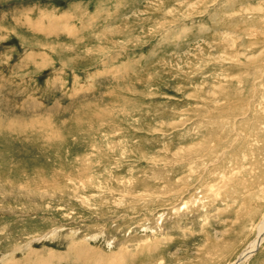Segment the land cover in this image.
<instances>
[{
	"label": "rangeland",
	"instance_id": "1",
	"mask_svg": "<svg viewBox=\"0 0 264 264\" xmlns=\"http://www.w3.org/2000/svg\"><path fill=\"white\" fill-rule=\"evenodd\" d=\"M263 218L264 0H0V264H233Z\"/></svg>",
	"mask_w": 264,
	"mask_h": 264
},
{
	"label": "bare ground",
	"instance_id": "2",
	"mask_svg": "<svg viewBox=\"0 0 264 264\" xmlns=\"http://www.w3.org/2000/svg\"><path fill=\"white\" fill-rule=\"evenodd\" d=\"M264 242V218L259 226L258 234L256 238L248 245V247L242 252L239 258L233 264H248V261L254 256V254L261 247Z\"/></svg>",
	"mask_w": 264,
	"mask_h": 264
}]
</instances>
